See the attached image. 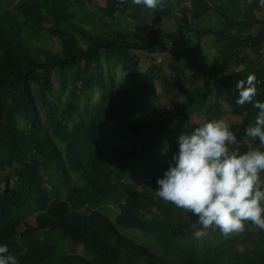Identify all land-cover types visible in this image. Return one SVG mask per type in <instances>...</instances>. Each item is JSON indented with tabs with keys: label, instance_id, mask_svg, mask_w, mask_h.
Here are the masks:
<instances>
[{
	"label": "trees",
	"instance_id": "trees-1",
	"mask_svg": "<svg viewBox=\"0 0 264 264\" xmlns=\"http://www.w3.org/2000/svg\"><path fill=\"white\" fill-rule=\"evenodd\" d=\"M94 2L0 0V245L19 264H264L251 222L197 239L198 218L155 195L178 137L200 123L236 117L240 152L264 151L245 135L259 110L236 104L250 73L264 102V7L167 0L145 16L105 0L98 30ZM204 37L217 54L206 76ZM139 55L163 64L140 71Z\"/></svg>",
	"mask_w": 264,
	"mask_h": 264
},
{
	"label": "clouds",
	"instance_id": "clouds-1",
	"mask_svg": "<svg viewBox=\"0 0 264 264\" xmlns=\"http://www.w3.org/2000/svg\"><path fill=\"white\" fill-rule=\"evenodd\" d=\"M126 2L120 0L121 4ZM131 3L155 11L163 10L167 0ZM259 4L264 7V0H259ZM256 83L254 73L236 83V104H249L259 110L245 135L264 146V102L256 100ZM247 115L245 111L243 116ZM178 144L169 167L157 179L155 195L198 218L202 227L194 232V237L200 239L206 230L218 228L224 238H231L247 230L246 222L264 231V151L250 148L241 153L240 141L223 119L194 126L190 134L178 137ZM0 264H19L7 245H0Z\"/></svg>",
	"mask_w": 264,
	"mask_h": 264
},
{
	"label": "rangeland",
	"instance_id": "rangeland-1",
	"mask_svg": "<svg viewBox=\"0 0 264 264\" xmlns=\"http://www.w3.org/2000/svg\"><path fill=\"white\" fill-rule=\"evenodd\" d=\"M104 5H105V0H95V2L89 6V10H88L87 15L94 20H93V26L90 27L87 25L88 28H90V29L96 28L98 30L103 28V24L100 23V19L103 18V16H100V18H97L96 14H100L99 8L103 7ZM139 7H140L139 9L142 10L143 15H145V16L149 15V11L142 9V5H140ZM134 10H137V6L133 5V4L130 5L128 12H132ZM144 18H146V17H144ZM118 20L123 26H132V24H133V21L131 19H126L124 17H119ZM169 28L172 29L171 26H169ZM194 41L195 40L193 39V42ZM201 47H202V51H203L205 68H206L204 71V75L206 76V75H208V72H209L207 67H209L211 64L214 63L217 54L215 52V49L213 48L211 37H204L202 39V42H201ZM139 59H140V68H139L140 71H145L152 64L153 61H155L156 65H162L163 64V58L159 55L158 56L157 55H154V56L139 55ZM163 70H164L165 75L167 77H169V75H170L169 68L164 67ZM117 79L120 82V84H122V85H126L128 83V78L119 69H117ZM160 93L161 94H160L159 100H160L161 106H166V109H171V106H169L167 100L165 99L164 94L162 92H160ZM181 95H183V94H181ZM64 99H66V96H64ZM149 114L152 116L156 115L157 114L156 109H154V110L151 109L149 111ZM223 120L229 125V127L231 125L237 123V118L233 117L229 114H226L223 117ZM253 142L254 141H251L250 139L248 140V143H253ZM259 147H262V146L260 145ZM75 180L76 179L73 178V181H75ZM29 222H33V221L30 219ZM250 229L253 232V234H256L257 231L255 229H253V228H250ZM205 233H206V231H205ZM125 234L130 236L131 238H134L137 241H142V239H143L142 235L139 233L126 231ZM239 248L242 250L241 246ZM79 251H81L80 247H79Z\"/></svg>",
	"mask_w": 264,
	"mask_h": 264
}]
</instances>
